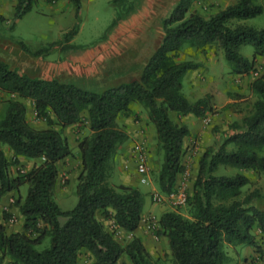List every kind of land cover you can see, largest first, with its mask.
I'll list each match as a JSON object with an SVG mask.
<instances>
[{
  "label": "trees",
  "instance_id": "1",
  "mask_svg": "<svg viewBox=\"0 0 264 264\" xmlns=\"http://www.w3.org/2000/svg\"><path fill=\"white\" fill-rule=\"evenodd\" d=\"M37 1L17 0L14 18L31 11ZM69 1L78 13L82 0ZM195 1L178 0L162 19L164 36L140 79L104 90L85 88L57 77L32 76L0 58V107L6 106L0 114V264H5L7 256L12 258L8 264H79L83 249L92 253L91 264H117L123 255L131 264H156L140 236L133 235L122 244L98 217L99 211L106 216L111 210L117 225L129 232L137 230L143 217L142 191L137 186H113L108 182L109 159L116 145L128 136L118 125L119 115H128L134 104L146 109L164 150L158 188L170 193L185 169L184 139L191 133L186 124L175 122L170 112L204 116L212 109L210 94L192 101L183 91L185 74L201 65L193 59H181L183 47L188 44L206 54L212 44H218L232 71L238 74H250L255 60L264 57V26L242 22L263 12L262 1L237 0L209 16L192 9ZM112 2L118 13L108 30L137 11L141 3ZM3 20L0 14V23ZM78 30L75 25L58 42L64 54L61 60L69 53L88 48L72 43ZM106 37L107 34L101 39ZM17 42L25 51L43 57L57 44L31 51L22 41ZM244 44L253 46L252 59L240 52ZM250 88L257 96L252 112L235 123L236 131L216 149L205 150L200 158L187 201L189 216L179 209L160 216L157 234L167 238L175 264H226L229 257L225 243L252 246L262 255V241L255 233L257 228L264 235V210L256 205L262 194L258 189L244 194L243 188L251 178L241 170L264 174V72L251 81ZM23 98L33 102L37 115L46 121V128L31 125ZM84 121L91 133L78 142L82 163L78 201L73 208L64 210L54 198L58 162L72 152L63 130ZM5 146L12 150V159ZM22 157L36 162L30 169L19 168L13 174L11 166L20 165ZM221 166L240 171L217 173ZM24 185L27 189L22 195ZM13 191L19 193L15 204L23 217L22 229L17 231H9L6 224L13 213L1 208L3 198ZM46 237L50 238L49 246L37 249L36 245Z\"/></svg>",
  "mask_w": 264,
  "mask_h": 264
},
{
  "label": "rangeland",
  "instance_id": "2",
  "mask_svg": "<svg viewBox=\"0 0 264 264\" xmlns=\"http://www.w3.org/2000/svg\"><path fill=\"white\" fill-rule=\"evenodd\" d=\"M16 1L0 0V14L4 16L3 22L0 23V58L3 59L4 57V61L20 72L45 78L57 77L66 81L69 78H74L78 81L69 82L98 91L104 89H97L94 86L106 89L118 85L120 82L136 79L135 76L140 74L138 70L144 68L152 52L159 46L164 36L162 19L171 10L164 16H153L150 15L149 10L141 9L142 1L140 0L141 3L137 11L108 30L118 13V9L112 0H82V8L78 13L69 0H38L31 11L21 18L15 19ZM236 1L197 0L192 9L209 16ZM260 1L264 4V0ZM242 22L257 27L264 26V10L261 14L244 19ZM75 25H78L79 30L72 39V43L85 45L88 48L69 53L61 60L64 54L61 51V44L58 42ZM105 34L107 37L101 39ZM17 41L25 43V46L31 51L53 42L57 44L52 47L47 56L43 57L34 56L25 51ZM240 52L252 59L254 48L251 44H244L240 47ZM199 53L201 57L198 55ZM180 58L200 62L199 76L205 77L213 73L214 81L220 87L225 86L231 77L232 81H235L227 88L228 93L235 96L236 100L233 102L215 106L213 94L206 93L211 95L212 109L207 111L204 116L196 118L201 126L196 132L188 135V142L182 158L185 169L178 175L173 191L178 192L185 186L189 197L202 154L209 148L216 149L225 137L236 131L235 123L252 112L253 103L257 96L251 90L250 82L264 72V61L262 57H258L250 75L234 73L223 50L215 43L209 47L206 54L186 44L180 53ZM67 59L70 64L65 63ZM88 70H93L94 76V72L99 75L93 80H85L81 74H85ZM79 75L81 76L79 77ZM183 91L186 96L191 97V100H195L199 96L197 93H192L189 83L184 84ZM237 95L241 97H237ZM21 100L27 105V118L31 125L36 128H46V121L37 115L33 102L26 98ZM5 108V105H1L0 114L4 113ZM170 115L175 122L184 124L182 115L179 113L171 111ZM117 121L119 127L125 130L128 136L123 142L116 145L109 159L108 182L113 186L125 184L121 182L123 180L122 174L128 172L138 174L141 183L147 185V188L142 192L145 198L143 217L139 225L142 229L138 231V234V232H129L120 228L112 217L111 210L106 216L102 211H99L98 216L101 220H105V227L114 233L115 238L120 243L125 244L131 240L133 235H138L143 239L156 264H175L167 238L158 235L157 229L160 226V216L166 211L179 209L181 213L189 216L188 197L185 203L176 204L167 197L168 193H164L158 188L157 176L164 161V150L158 142L154 124L148 120L146 109L140 104H134L132 111L128 115L120 114ZM63 132L69 139L72 152L59 161V186L57 190L55 189L54 198L62 209L68 210L73 208L78 201V174L82 167L78 142L85 135H89L91 131L87 121H84L65 127ZM5 149L8 157L12 159V150L8 146H5ZM140 156L145 158L148 167V171L145 173L146 181H142L143 173L138 166ZM22 158L24 162L21 160L20 165L11 166L13 174H16L19 168L22 171L30 169L32 164L30 165L29 161L36 162V159ZM237 171L240 170L234 167L221 166L217 173L234 174ZM241 171L251 178V182L243 188L244 194L258 189L262 196L256 200V205L264 210V174ZM26 189L27 185L21 187L22 195H25ZM18 197L19 193L13 191L6 195L2 203L4 205L3 210L13 213L12 218L6 221L9 231L20 229L21 224L23 226V217L19 216L18 206L15 204ZM255 233L258 239L262 241V255L260 256V253H257L252 246H234L225 243L224 249L229 257L226 264H244L243 260L246 255L251 257L250 259L249 256L247 257L248 264H252V262L262 263L264 260V235L257 228ZM49 244L50 238L46 237L41 244L36 245V248L42 250ZM243 247H246L247 250H244ZM93 260L94 257L89 250L83 249L81 251L79 264H91ZM10 261H12L11 256H7L5 264ZM19 264L24 263L19 262ZM117 264H131V262L126 255H123Z\"/></svg>",
  "mask_w": 264,
  "mask_h": 264
},
{
  "label": "crops",
  "instance_id": "3",
  "mask_svg": "<svg viewBox=\"0 0 264 264\" xmlns=\"http://www.w3.org/2000/svg\"><path fill=\"white\" fill-rule=\"evenodd\" d=\"M141 1H142L141 9L144 8V9L149 10L150 15H153V16H162L163 15L164 16L165 14H167L169 12V10L173 7V5L178 0H141ZM156 46H158V45H156ZM198 55H200V53ZM200 57H201V55H200ZM3 59H4V57H3ZM262 60L264 61V57H262ZM65 63H67V64L69 63L70 64V62L68 61V59H67V61L65 60ZM143 69L144 68L142 67L141 70H138L140 72V74H137L135 76L136 79H140V77L142 75ZM198 69L199 68L189 70L191 72L188 71L189 73L187 72L185 74L184 79H183V88H184V84L189 83V86L192 89V93L199 94V96L197 98L202 97L206 93L213 94V97H215L214 98V100H215V106H220L222 104L230 103V102H233V101L236 100L235 99V96L233 94H231V93H228V91H227L228 90L227 88L230 87V85L235 82V81H232V77L230 78L229 82H226L225 86L220 87V86L217 85L216 81H214L215 76L213 75V73H210V74L206 75L205 77L204 76L201 77V76H199L200 73L198 72ZM79 72H81V71H79ZM92 72H93V70H91V71L88 70V72H85V74L83 73L81 75H82V77L85 80H90V79L93 80L99 74L97 72H94L95 73V76H94L92 74ZM81 75H79V77ZM59 79L62 80L61 78H59ZM63 81H66V80H63ZM69 81H78V80L77 79L75 80L74 78L73 79L72 78H69L67 80V82H69ZM94 87H96L97 89H105V88H98L97 86H94ZM237 97H241V96L240 95H237ZM188 98L190 99L191 97L189 96ZM228 114L230 115V112ZM196 118H198V116H195L193 114L182 115V119H183L182 121H183L184 124H186L189 127L191 133L196 132V130L199 129V127L201 126L200 123H199V120L196 119ZM188 137L189 136H186L185 139H184V145L185 146L187 145V142H188V139L187 138ZM21 160H22V162H24V159L23 158H21ZM29 162H30L29 163L30 165L31 164L33 165V162L34 161L32 160V161H29ZM58 164H60V162ZM122 176H123V180L121 181L122 183L129 184V185H133V186H137V187H139V189L142 192H144V190L147 188V185L141 183L140 177L136 173L132 174V173H128L127 172L124 175L122 174ZM58 186H59V182H57L56 190H57ZM5 197L3 198L2 203L4 202ZM2 203H1V208H4V205ZM11 209H13V208H11ZM18 214H19L20 217H22V214H21L19 208H18ZM102 221H103V223L105 225V220L102 219ZM21 229H22V224L20 226V229H17V230H21ZM141 229H142L141 226H139V228H137V230L135 232H138ZM143 232H145V231H143ZM138 234H139V232H138ZM144 236H145V234H144ZM243 249L244 250H247L246 247H243ZM247 257L249 259L251 258L250 255H246L244 257V260H243V263L244 264H248ZM263 259H264V256H263ZM260 261H262V260H260ZM261 264H264V260L262 261Z\"/></svg>",
  "mask_w": 264,
  "mask_h": 264
},
{
  "label": "built area",
  "instance_id": "4",
  "mask_svg": "<svg viewBox=\"0 0 264 264\" xmlns=\"http://www.w3.org/2000/svg\"><path fill=\"white\" fill-rule=\"evenodd\" d=\"M138 166H139L141 172L143 173L142 181H146L147 176L145 173H147L148 167L146 165V161H145V158L143 156H140V161L138 163ZM167 197L169 199H171V201H173L174 203L178 204V203H185L187 201L188 195L186 193L185 186H183L178 192L172 191V192L168 193Z\"/></svg>",
  "mask_w": 264,
  "mask_h": 264
}]
</instances>
